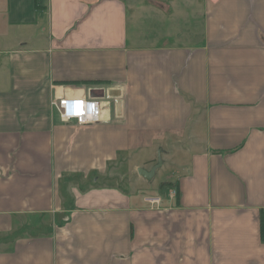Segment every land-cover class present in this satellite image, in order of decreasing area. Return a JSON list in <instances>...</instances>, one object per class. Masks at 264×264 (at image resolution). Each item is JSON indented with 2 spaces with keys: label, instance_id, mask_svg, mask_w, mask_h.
<instances>
[{
  "label": "crops",
  "instance_id": "1",
  "mask_svg": "<svg viewBox=\"0 0 264 264\" xmlns=\"http://www.w3.org/2000/svg\"><path fill=\"white\" fill-rule=\"evenodd\" d=\"M0 264H264V0H0Z\"/></svg>",
  "mask_w": 264,
  "mask_h": 264
},
{
  "label": "built area",
  "instance_id": "2",
  "mask_svg": "<svg viewBox=\"0 0 264 264\" xmlns=\"http://www.w3.org/2000/svg\"><path fill=\"white\" fill-rule=\"evenodd\" d=\"M105 101L120 103L118 97L106 94ZM52 109L58 114L63 123H77L79 126L95 125L103 118V100L92 98L85 99L79 97L61 96L52 99ZM174 193H176L174 191ZM147 201L152 204H159V198H148Z\"/></svg>",
  "mask_w": 264,
  "mask_h": 264
},
{
  "label": "rangeland",
  "instance_id": "3",
  "mask_svg": "<svg viewBox=\"0 0 264 264\" xmlns=\"http://www.w3.org/2000/svg\"><path fill=\"white\" fill-rule=\"evenodd\" d=\"M130 165H132V166H130ZM115 168L117 170L118 176L119 175L120 176L125 175L128 179H133V180H137L139 178V175H138L136 170H133L132 174L129 173L130 170H132V168H133V164L130 163L129 161H128V164H124V165H121V166L118 165ZM174 170L175 169L173 167H166V169H164L162 172L159 171V174H157V176L154 179H152L151 181H148L149 185L151 187H154V189H157L160 185H163V184L165 185L166 184L165 182L167 181L168 177L171 178V176L174 174V172H175ZM117 178L118 179L116 180V182H118L120 184L122 183V187L123 188H127L128 187V185H129L128 182H126L125 185H124V183L120 181V177H117ZM140 181L141 180H137L136 182H139V184H141L142 182H140ZM137 187H138L137 189H146L144 187H141L138 184H137ZM136 193H140V191L137 190Z\"/></svg>",
  "mask_w": 264,
  "mask_h": 264
},
{
  "label": "water",
  "instance_id": "4",
  "mask_svg": "<svg viewBox=\"0 0 264 264\" xmlns=\"http://www.w3.org/2000/svg\"><path fill=\"white\" fill-rule=\"evenodd\" d=\"M163 166V160H162V156H161V151L159 152L158 155V162L156 165H154L150 170H146L144 168H138V174L143 177L144 179H146L147 181H151L152 179L155 178L156 176V172L161 169Z\"/></svg>",
  "mask_w": 264,
  "mask_h": 264
}]
</instances>
